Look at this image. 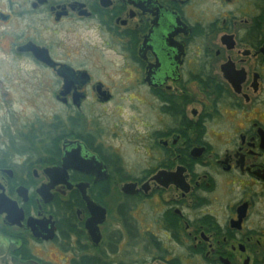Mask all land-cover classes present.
Returning a JSON list of instances; mask_svg holds the SVG:
<instances>
[{
	"label": "flooded vegetation",
	"instance_id": "flooded-vegetation-1",
	"mask_svg": "<svg viewBox=\"0 0 264 264\" xmlns=\"http://www.w3.org/2000/svg\"><path fill=\"white\" fill-rule=\"evenodd\" d=\"M86 47L95 54L77 65L72 51ZM23 86L61 109L42 136L22 138L42 127L34 116L22 123ZM115 102L130 108L127 144L141 157L127 171L100 127ZM35 145L58 159L37 164ZM79 150L82 169H103H69L45 203L46 169ZM0 185L25 215L19 226L0 215L21 262L264 264V0H0ZM92 204L98 243L87 230ZM29 218L54 238H34ZM35 243L59 261L41 262Z\"/></svg>",
	"mask_w": 264,
	"mask_h": 264
},
{
	"label": "rangeland",
	"instance_id": "rangeland-1",
	"mask_svg": "<svg viewBox=\"0 0 264 264\" xmlns=\"http://www.w3.org/2000/svg\"><path fill=\"white\" fill-rule=\"evenodd\" d=\"M72 52H80V55L74 58V63H76L77 65H79L83 60L82 57H84V53L89 54L91 52H93L95 54V51H92L91 49H88V47L82 49V50H73ZM101 53L105 52V57L107 58V61H112L113 63L118 62V58H116V56H114L112 53H108L106 51H100ZM92 57V56H90ZM94 60V59H92ZM81 61V62H80ZM103 61V60H101ZM105 70H107L108 72H112L115 68L114 67H105L103 66ZM102 67V68H103ZM112 70V71H111ZM41 72L39 71V74ZM98 73V72H97ZM23 82L28 83L30 81L29 76L27 75L26 72L23 73ZM109 83V82H106ZM26 87L23 86L22 87V94H21V110H22V114H21V118H22V123L24 124V122L29 121V118H33L36 117V119H38L39 123L41 124L40 126L42 127H38L37 129H32V130H28V129H22L21 133H22V138L24 139L25 137H27V135L30 134V132H35L36 134L38 133L39 136H42L43 133H45V128H43V126L49 122V119H51V117L55 118L56 116H60L61 115V109L60 107H58L57 105L55 106L54 104L50 105V99L48 98V96H41V94L37 93V95L35 96V94L32 91H25ZM29 97H31L32 100H35V106H29L25 101L30 99ZM120 99V97H117V100ZM50 105V106H49ZM105 113H103V118L100 121V127L103 129V133L105 135V146L107 148V150L110 153H117L118 155H120L119 160L122 163V167L125 171L128 170L129 168V164H131L132 162L134 163V165L136 166H140L141 165V157H130L131 151H130V146L128 143V132L130 127V123L129 119H130V108L128 106L127 103L122 102V103H112V105H109L108 107L105 108ZM100 110L98 109L97 112H99ZM86 113H92L91 111L86 109ZM96 115H99V113H95ZM56 115V116H55ZM102 115V114H101ZM37 121V120H36ZM41 134V135H40ZM60 133L59 132H55L54 136H58ZM21 138V139H22ZM56 144V143H53ZM29 157V156H28ZM32 157V158H31ZM19 157H12L11 159H13V161H18ZM30 158L33 159L34 162H37V164L43 165L42 163L45 164V155H43V153H41V151L39 150V146H37L34 149L33 154L30 155ZM43 160V161H42ZM38 169V167H37ZM41 170V167H40ZM19 174H23L24 170L22 168H18L16 170ZM123 186V183L119 184L118 186V192L120 191V188ZM120 193V192H119ZM118 196L116 198L117 202H121V197ZM114 217H120L114 214ZM4 245L6 247H10V243L7 240H4L3 238H0ZM33 249H34V253L37 256V258L39 260H41V262L43 263H47L49 260H52L54 262H58L59 261V257H57L56 254H51V253H47L48 252V247L46 245L44 246H40V245H36L33 244L32 245Z\"/></svg>",
	"mask_w": 264,
	"mask_h": 264
},
{
	"label": "water",
	"instance_id": "water-1",
	"mask_svg": "<svg viewBox=\"0 0 264 264\" xmlns=\"http://www.w3.org/2000/svg\"><path fill=\"white\" fill-rule=\"evenodd\" d=\"M49 59V57L47 56ZM42 60L47 61L46 58H42ZM66 90L70 88L71 84L70 82L66 81ZM80 150L76 151V156L73 155H66L63 157L62 160V166L61 167H53L47 168L45 171V174L51 179V183L48 185L42 186L39 190H37V193L39 196L43 199L45 203L51 202L53 198V194L51 193V190L54 189L56 185H58L61 182H65L66 178H68L67 171L69 169H75V170H82L86 172L88 169L91 170V173L95 171V168L97 167L98 170L103 169L101 165L97 164H89L87 163L86 166L82 169V165H84L86 162H82L78 156H79ZM6 173L12 177L13 173L10 170H7ZM131 186L126 184L123 186V192L128 193V189ZM0 215H5V221L6 224L9 226H19L24 222L25 215L23 210L19 207L17 202H14L11 198H9L6 193L4 192L5 189L0 185ZM18 195L23 198L25 201L28 199V190L25 187H20L16 191ZM91 212L93 217L90 219V221L87 223V230H89V233L92 237V240L95 243H98L100 240V237H96L97 233V224H99L98 213L101 209L96 207V205L92 204ZM106 216L105 210H102L101 212V219L104 220ZM27 226L31 230L34 238L41 239L43 241H49L52 240L55 236V229L48 230L47 228V222H44L43 220H38L35 218H29ZM0 238H3L4 240H7L5 237L0 235ZM9 243L10 241L7 240ZM10 247H6L3 243V241L0 239V264H37L36 262H21L18 259L12 257L9 253Z\"/></svg>",
	"mask_w": 264,
	"mask_h": 264
},
{
	"label": "trees",
	"instance_id": "trees-1",
	"mask_svg": "<svg viewBox=\"0 0 264 264\" xmlns=\"http://www.w3.org/2000/svg\"><path fill=\"white\" fill-rule=\"evenodd\" d=\"M34 146V145H33ZM36 146V145H35ZM37 147V146H36ZM53 148V154H55V155H57L58 154V152H57V149L56 148H54V147H52ZM6 158V167H8V164H9V162L7 161L8 159H9V157H5ZM46 160V162H45V164L47 163V164H50V163H52V162H55L56 161V159H58L57 157H46L45 158ZM122 176V175H121ZM121 181L123 182V181H125V176H123V178L121 179ZM23 184V183H22ZM14 188H12V189H10V193L11 194H14ZM1 229H3V227L2 228H0V231H1V233L2 234H4L5 235V238L7 239V240H10V238L11 239H19V237L17 236L18 234H16V232L14 231L13 232V230H11V229H8V228H5L4 230H1Z\"/></svg>",
	"mask_w": 264,
	"mask_h": 264
}]
</instances>
